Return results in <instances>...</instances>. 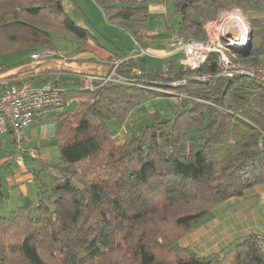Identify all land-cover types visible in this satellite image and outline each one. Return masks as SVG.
<instances>
[{"label": "trees", "instance_id": "1", "mask_svg": "<svg viewBox=\"0 0 264 264\" xmlns=\"http://www.w3.org/2000/svg\"><path fill=\"white\" fill-rule=\"evenodd\" d=\"M94 1L142 51L165 40L171 46L174 38L205 41L206 23L222 10L241 9L243 1L264 11V0H173L170 13L157 17L164 33H154L150 7L168 0ZM258 25L254 20L253 38ZM55 36L81 44L93 37L65 12L63 0H0V63L19 53L55 51ZM133 51L113 59L125 60L118 71L131 78L128 84L91 91L83 81L78 90L61 89L81 102L74 112L50 110L58 158L32 171L29 203L0 214V264H264L257 235L207 256L180 245L218 204L264 184V85L239 76L197 80L216 72L214 56L195 72L171 60L158 73L140 66ZM263 58L264 35L242 60ZM135 67L141 77H132ZM183 79L185 85L172 86ZM160 97L175 99L174 116L147 113L135 135L117 142L107 121ZM238 122L247 129L220 157ZM194 130L189 148L185 137ZM2 185L0 177V204Z\"/></svg>", "mask_w": 264, "mask_h": 264}, {"label": "rangeland", "instance_id": "2", "mask_svg": "<svg viewBox=\"0 0 264 264\" xmlns=\"http://www.w3.org/2000/svg\"><path fill=\"white\" fill-rule=\"evenodd\" d=\"M243 6L241 9L245 12L246 15L250 17L254 23V20L259 22V25L255 28L254 38L252 41V50L259 45L261 37L264 35V11L257 12V8L254 6V3H249L246 1L242 2ZM63 6L65 12L75 21L79 26L87 28L90 30L91 35L93 36L91 40H93L98 46L106 49L112 54L122 53V52H131L132 49H136L137 45L134 41L133 36L124 28L116 25L110 24L106 17L103 14V11L99 7V5L94 0H63ZM169 8L173 6V0H168L167 5ZM151 27L153 28L154 33H159V30L156 31L154 27H159V22L154 16H151ZM254 28V26H253ZM161 33V31H160ZM57 41V50L55 52L60 53L58 57H64L66 59L71 58L75 54L80 53V45L79 42H73L69 38L55 36ZM90 40V41H91ZM88 42V41H87ZM85 42V43H87ZM84 46V45H81ZM79 47V48H78ZM173 48V47H172ZM171 49V46L168 40L158 42L156 47L153 48V51L157 52L160 50ZM174 49V48H173ZM41 51H54L48 49H40L34 51L30 54H35ZM133 52L137 53V59L140 62L141 66L145 67H154L158 73L161 71V68L164 67L163 63H159L156 65L155 61L150 59L149 52L142 51L140 49L134 50ZM146 53V54H145ZM28 53H19L17 55H12L7 58L10 59L9 62L15 60L16 58L20 59L22 55L27 57ZM182 58V57H181ZM6 59V60H7ZM101 60V59H99ZM178 60V59H177ZM113 62V60H110ZM1 68V66H0ZM59 72L65 74V72L60 69L58 73L54 76L58 75ZM108 74V73H107ZM64 76L61 77L63 89H75L79 88V79L73 78V85L69 86L68 83H64ZM77 109V104L66 108L65 111L74 112ZM153 111L159 112L166 119H171L174 116L175 112V99L173 98H152L151 101L144 103L143 105L137 107L134 111L128 114L123 119H111L107 121L109 129L115 134V139L117 142H123L129 140L130 136L135 135L138 130L141 128L143 124L146 123V114L151 113ZM52 111H46L41 115H44L43 125L48 126L50 114ZM236 126L231 131L230 135L227 138V145L221 147L218 150V155L220 157L225 156L229 153L231 147L238 141L239 137L245 132L247 129L243 124L239 122L235 124ZM40 125L34 126L32 129V133L35 134V137L38 140H30V142L24 143L25 150H28L25 154H23L24 161L21 165L18 162L19 151L13 144L10 143L8 136L0 137V177L3 182L1 186L4 191L3 198L5 201L1 203L0 211H10L14 212L15 208L18 206H23L22 202H18L10 199L11 195H17V189L20 185L26 184L30 189V196L28 198L33 199L34 191H35V175L34 178L30 176L32 171L35 170L36 166L40 167L42 162H55L58 157V151L56 148V142L54 139V130L50 129L47 131L46 141H42L40 139ZM197 131H191L185 137V143L190 148L193 146V139L196 137ZM32 139V138H31ZM29 151L36 152L38 155V159H32L27 153ZM40 152V155L39 153ZM41 158V159H40ZM35 167V168H33ZM30 180V181H29ZM10 192V194H8ZM36 202V201H34ZM3 213V212H1ZM8 212V214H10ZM5 215V212L3 213ZM209 219V218H208ZM205 222V221H203ZM203 222L194 227L190 233L188 234L190 239L194 242L201 241L203 235ZM196 244V243H195ZM199 244L196 245H200Z\"/></svg>", "mask_w": 264, "mask_h": 264}, {"label": "built area", "instance_id": "3", "mask_svg": "<svg viewBox=\"0 0 264 264\" xmlns=\"http://www.w3.org/2000/svg\"><path fill=\"white\" fill-rule=\"evenodd\" d=\"M205 32L207 37L205 41L174 38L171 44L182 55L180 64L192 72L198 71L211 56L215 57L216 72L211 75H199L196 77L197 80L207 82L216 77L239 76L264 85V58L256 64L242 60L244 49L248 47L251 39L253 41V32L249 18L241 9L222 10L215 19L206 23ZM58 54L61 55L55 51H41L32 54L31 60H52L56 59ZM132 55L137 58V53L133 52ZM61 59L64 63L67 62L63 56ZM124 61L122 59L116 61L106 75L80 77L87 82V87L91 91L108 83L128 84L131 78L121 75L118 71ZM130 73L132 77L143 75V71L138 67L132 68ZM61 75L59 72L56 78ZM186 82V79L177 80L172 86L185 85ZM0 86V137L6 135L11 137L14 147L19 151V163L24 161L23 154L28 151L24 147L26 132L40 114L50 110L64 111L81 102L78 97H64L62 90L53 84L34 86L27 81H0ZM27 154L34 160L38 159L36 152L29 151Z\"/></svg>", "mask_w": 264, "mask_h": 264}, {"label": "crops", "instance_id": "4", "mask_svg": "<svg viewBox=\"0 0 264 264\" xmlns=\"http://www.w3.org/2000/svg\"><path fill=\"white\" fill-rule=\"evenodd\" d=\"M166 5L150 7V15L154 16L160 24L159 27L154 28L156 31H161V33H164V24L163 21L157 17L166 16L170 13L172 7L169 8ZM150 29L153 31L151 26ZM78 46L80 47V53L68 58L66 63L62 61L61 57L47 61H32L29 54H27V57L22 55L20 59L16 58L11 62H9L10 59L5 58L0 63L2 68L0 71V81H27L34 86H43L46 84H52L54 80H57V85L60 89L66 90L63 89L61 77L64 76V83H68L67 85L69 86L73 85V78L79 79L80 85L85 81L81 79V75L103 76L109 73L113 65V62L110 60L115 59V56L121 54H112L106 49L98 46L93 40L83 44L80 43ZM134 50H137V48ZM148 52L150 53V59L154 60L156 65L163 63L164 67L161 68V73L166 70V64L168 61L178 59L177 61L180 62L182 57L181 53L178 50L173 49L172 46L171 49L160 50L157 52L153 51V49H149ZM151 68L155 69L154 67ZM60 69L65 72V75L56 78L54 75L58 73ZM43 121L44 115H41L27 130L25 136L26 142H30V140H38V138L35 137V134L32 133V129L36 125H40V139L42 141H46L47 131L49 129L50 131L54 130L55 135L54 123L49 119L50 124L45 126L43 125ZM8 138L11 143V137L8 136ZM38 153L40 155V152ZM19 164L21 165V163ZM36 168L38 167L36 166ZM30 176L34 178V173L32 172ZM28 189L30 188L26 184L20 185L16 192L17 195H11L10 199L22 202L24 205L29 203L31 199L28 198L30 196ZM1 192L4 195L2 189ZM8 194H10V192H8ZM4 201L5 200L3 199V202ZM8 210H2L0 211V214H3L4 212L6 214H8V212L10 213ZM208 218L203 222L202 240L194 242L190 239L189 235H187L180 241L182 247L191 248L198 254L207 256L231 247L253 235L263 237L262 240L264 246V184L250 189L242 196L233 197L224 203L218 204L212 210V213ZM200 242L201 244L199 246L196 245Z\"/></svg>", "mask_w": 264, "mask_h": 264}, {"label": "water", "instance_id": "5", "mask_svg": "<svg viewBox=\"0 0 264 264\" xmlns=\"http://www.w3.org/2000/svg\"><path fill=\"white\" fill-rule=\"evenodd\" d=\"M252 52V39L250 40L248 47L244 49L242 57L248 58Z\"/></svg>", "mask_w": 264, "mask_h": 264}]
</instances>
